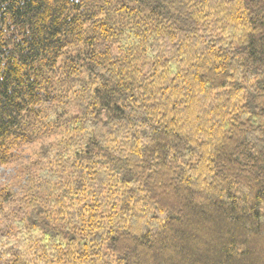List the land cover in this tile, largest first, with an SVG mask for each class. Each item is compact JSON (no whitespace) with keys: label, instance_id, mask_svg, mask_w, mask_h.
Here are the masks:
<instances>
[{"label":"trees","instance_id":"obj_1","mask_svg":"<svg viewBox=\"0 0 264 264\" xmlns=\"http://www.w3.org/2000/svg\"><path fill=\"white\" fill-rule=\"evenodd\" d=\"M0 264H264V0H0Z\"/></svg>","mask_w":264,"mask_h":264},{"label":"rangeland","instance_id":"obj_2","mask_svg":"<svg viewBox=\"0 0 264 264\" xmlns=\"http://www.w3.org/2000/svg\"><path fill=\"white\" fill-rule=\"evenodd\" d=\"M11 173H12L11 166H9V167H0V183L5 181L10 176Z\"/></svg>","mask_w":264,"mask_h":264}]
</instances>
